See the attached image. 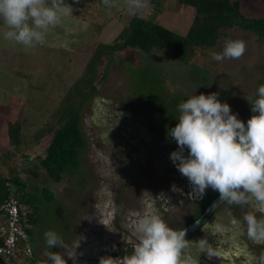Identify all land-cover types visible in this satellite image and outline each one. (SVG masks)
Wrapping results in <instances>:
<instances>
[{"label": "rangeland", "instance_id": "374dc122", "mask_svg": "<svg viewBox=\"0 0 264 264\" xmlns=\"http://www.w3.org/2000/svg\"><path fill=\"white\" fill-rule=\"evenodd\" d=\"M85 1L91 0H79ZM241 2L245 13L264 16V0ZM91 6L80 11L73 6V12L51 28L52 47L43 46L41 53L37 45L27 53L21 49L22 56L11 57V69L21 72L20 78L26 79L17 93L24 96L28 82L34 85L28 89L25 102L26 135L48 126L65 90L80 76L95 45L112 42L133 16L124 0H118L115 8L103 3ZM138 14L154 16L183 34L192 22L194 11L174 0L162 1L159 7L151 0H144ZM227 39L246 42L243 57L222 62L212 60L210 52L222 51ZM135 52L130 55L134 61L126 60V52L117 54L99 91L82 111V128L88 145L81 153L78 170L61 181L50 178L40 166L45 142L25 146L26 156L18 153L10 161L39 199H44L43 187L54 192L52 201L43 200L37 226L41 237L36 256L42 264L49 251L66 254L67 264H99L101 257H118L119 240H128L122 243L133 248L138 242L133 224L145 211V199L154 201L170 227L183 224L196 208L190 188L194 190L193 186L170 159L171 152L178 150L169 130L178 121L179 103L192 94L215 92L246 123L251 107L245 97L255 98L258 86L264 81V39L238 28L214 48L196 50L189 64L180 61L170 50ZM28 53L32 60L27 58ZM193 64L207 70L205 79L195 78L201 71L193 70ZM19 102V96H12L9 105L13 107ZM187 154L185 149L184 155ZM48 230L63 238L66 249L47 247L44 233ZM74 252L75 261L67 256ZM7 264H19V261Z\"/></svg>", "mask_w": 264, "mask_h": 264}, {"label": "clouds", "instance_id": "9594fccd", "mask_svg": "<svg viewBox=\"0 0 264 264\" xmlns=\"http://www.w3.org/2000/svg\"><path fill=\"white\" fill-rule=\"evenodd\" d=\"M103 4L115 8L118 0H103ZM124 4L135 16L144 7V0H124ZM72 12L73 6L66 0H0V21L8 29L3 38L32 49L43 44L50 29ZM246 47L242 39H227L222 51L213 50L210 56L217 62L238 60ZM245 98L254 113L246 123L215 92L192 94L181 101L178 123L169 130L178 145L170 159L195 191L203 193L211 188L227 205L247 206L250 210L242 220L233 219L231 223L241 231L246 229L254 243L264 244V84L258 86L255 98ZM143 204L145 211L133 224L138 242L131 254L101 257L99 264H194L191 258L182 257L189 243L186 231L170 227L154 201L145 199ZM44 237L49 249H66L56 231L48 230ZM65 255L49 251L44 264H67ZM67 256L76 260L75 252ZM251 259L254 264H264V252Z\"/></svg>", "mask_w": 264, "mask_h": 264}, {"label": "trees", "instance_id": "16d2710c", "mask_svg": "<svg viewBox=\"0 0 264 264\" xmlns=\"http://www.w3.org/2000/svg\"><path fill=\"white\" fill-rule=\"evenodd\" d=\"M167 0H151L157 7ZM181 7L194 11L192 22L183 34L165 26L156 17H144L139 14L132 16L122 28L118 36L110 43L98 42L92 49V54L86 62L80 76L65 90L63 98L52 113L50 125L36 128L32 134L24 135L27 118L22 109L12 111L10 119L2 127L8 137L3 139L5 145L11 146L4 154H0V220L3 218L4 202L8 198H16L20 213L28 220L30 226L25 227L28 233V243L33 248L29 255L25 244L17 262L19 264H42L36 256L34 233L40 221L42 202L52 201L54 192L49 187L42 188L39 199L35 192L28 189L27 183L21 178L16 166L11 165L18 153L26 156L25 146H38L45 142L44 156L40 166L55 181L64 180L69 173L81 166V153L87 148L88 142L82 128V111L89 100L99 91V86L107 76L108 66L115 61L117 54L126 52V60H132L133 53L141 50L151 53L155 50H170L173 55L184 63H191L192 56L198 49H212L219 41L230 36L235 28L245 32H253L264 39V16L249 15L242 10L241 0H174ZM66 2L80 11L84 7L99 5L103 0H91L80 3L75 0ZM161 8V7H160ZM193 70L201 71L196 79L207 76V70L196 64ZM178 123V121L176 122ZM164 132V131H163ZM168 133V132H167ZM25 145V146H24ZM13 147V148H12ZM36 173V172H35ZM34 173V174H35ZM218 194L208 188V199L199 214L192 217L195 220L203 212L207 204ZM41 200V201H40ZM4 257L0 255V264Z\"/></svg>", "mask_w": 264, "mask_h": 264}, {"label": "flooded vegetation", "instance_id": "af4514ba", "mask_svg": "<svg viewBox=\"0 0 264 264\" xmlns=\"http://www.w3.org/2000/svg\"><path fill=\"white\" fill-rule=\"evenodd\" d=\"M261 84H264V81H262ZM249 107H251L250 104ZM248 114L250 117L254 114L251 108L248 110ZM190 188L194 193L193 200L195 201L196 212L188 215L184 219L183 224L174 229L186 230L194 224L204 214L211 203L219 197L218 193L207 204L199 217L190 221L192 217L199 214L209 196L208 188L203 193L199 191L197 193L195 190H192V187ZM249 210L247 206H230L223 201L214 209L210 217L203 224L186 236L189 243L187 248L182 250V257L191 258L194 264H254L251 258L253 256L258 257L261 252H264V244L254 243L247 237L246 229L241 231L231 223L233 219L242 220L245 212ZM257 215L259 217L260 214L257 213ZM38 233L36 228L33 234L36 251H38L41 237L38 236ZM118 242L121 244L119 246L120 249H118V257L122 258L125 255H130L133 248L124 245L128 240H119Z\"/></svg>", "mask_w": 264, "mask_h": 264}, {"label": "crops", "instance_id": "0c3cea01", "mask_svg": "<svg viewBox=\"0 0 264 264\" xmlns=\"http://www.w3.org/2000/svg\"><path fill=\"white\" fill-rule=\"evenodd\" d=\"M7 30H8L7 26L3 24V21H0V91H1L0 92V148L2 150L0 154H4V152L7 149H11V146L7 148L9 145H5L4 143L3 139H7L8 136L5 133H3L2 127H4V125L10 119L8 115H10L12 111L14 112V115H16L15 110L22 109L24 117L27 118V115H26L27 107L25 104L26 98L28 97L27 91L28 89L33 88L34 86V85H31L30 82L27 81L29 87L27 85V87L23 90V93L25 94V95L23 94L24 96H21V93L20 92L17 93L16 91L17 89L20 88L21 83H26V79L20 78V76H23L21 72L14 71L13 69H11V59H12L11 57L13 55L14 56L16 55L17 57H19L20 55L22 56L24 53L21 51V49H25V48L18 44L15 45V43L12 41L5 40L3 38V33ZM55 34L57 33L55 32ZM53 37H54L53 31L52 29H50L45 42L43 44H38L39 45L38 50L39 48H41L40 49L41 53L43 52V46L44 47L53 46ZM19 46H21V48H19ZM18 49L20 50L19 55H18V52H19ZM27 50L25 49L26 53H27ZM29 53L31 54V52ZM29 53L27 54L28 55L27 58L29 60H32V57L29 55ZM39 58H44V57H39ZM12 96H19V100H20L19 104L17 103L13 105V107L11 106V104L9 105V102ZM7 104L9 105L8 107L5 106ZM27 122H28V118H27ZM27 122L25 123V126H24V132H25L24 135H26Z\"/></svg>", "mask_w": 264, "mask_h": 264}, {"label": "built area", "instance_id": "2783aa9c", "mask_svg": "<svg viewBox=\"0 0 264 264\" xmlns=\"http://www.w3.org/2000/svg\"><path fill=\"white\" fill-rule=\"evenodd\" d=\"M3 218L0 221V255L4 257L3 264L19 258L24 245L29 255L33 248L28 243V233L25 227L30 226L28 220L20 213L18 200L14 197L5 200Z\"/></svg>", "mask_w": 264, "mask_h": 264}, {"label": "water", "instance_id": "95a60500", "mask_svg": "<svg viewBox=\"0 0 264 264\" xmlns=\"http://www.w3.org/2000/svg\"><path fill=\"white\" fill-rule=\"evenodd\" d=\"M223 201L219 199V197L211 203V205L208 207V209L204 212V214L190 227H188L186 231V236L189 235L191 232H193L195 229H197L201 224H203L211 215V213L214 211V209L221 204Z\"/></svg>", "mask_w": 264, "mask_h": 264}]
</instances>
